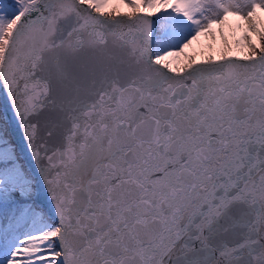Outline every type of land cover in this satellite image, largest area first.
<instances>
[{
  "label": "snow or ice",
  "instance_id": "obj_1",
  "mask_svg": "<svg viewBox=\"0 0 264 264\" xmlns=\"http://www.w3.org/2000/svg\"><path fill=\"white\" fill-rule=\"evenodd\" d=\"M0 89V264H264V0H0Z\"/></svg>",
  "mask_w": 264,
  "mask_h": 264
},
{
  "label": "water",
  "instance_id": "obj_2",
  "mask_svg": "<svg viewBox=\"0 0 264 264\" xmlns=\"http://www.w3.org/2000/svg\"><path fill=\"white\" fill-rule=\"evenodd\" d=\"M0 113L2 115V121L4 122L3 118L7 117V126L9 129V132L11 133V137L14 141L17 143H20L22 140L20 131L18 127L16 126L15 120L12 118V112L9 105V102L7 100L6 93L0 89Z\"/></svg>",
  "mask_w": 264,
  "mask_h": 264
},
{
  "label": "rangeland",
  "instance_id": "obj_3",
  "mask_svg": "<svg viewBox=\"0 0 264 264\" xmlns=\"http://www.w3.org/2000/svg\"><path fill=\"white\" fill-rule=\"evenodd\" d=\"M202 41H203L204 47H202L199 51L191 52L189 55H197L199 57V54L207 52L209 45L212 46V48L215 50V52H218L223 47L222 42L220 41L218 35H217L216 41L214 43L210 37H206V36L202 37ZM217 47H219V48H217Z\"/></svg>",
  "mask_w": 264,
  "mask_h": 264
},
{
  "label": "trees",
  "instance_id": "obj_4",
  "mask_svg": "<svg viewBox=\"0 0 264 264\" xmlns=\"http://www.w3.org/2000/svg\"><path fill=\"white\" fill-rule=\"evenodd\" d=\"M121 11H127V9L121 8ZM230 20H232V18H230ZM202 47H204V45L201 37L200 40L194 43L190 49H186L185 51L189 55L191 52L199 51ZM0 124H3L1 113H0Z\"/></svg>",
  "mask_w": 264,
  "mask_h": 264
}]
</instances>
